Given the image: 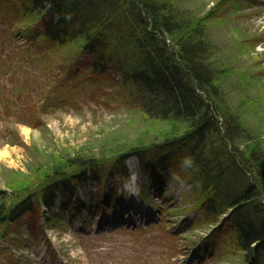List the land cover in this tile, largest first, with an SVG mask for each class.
I'll use <instances>...</instances> for the list:
<instances>
[{"label": "rangeland", "instance_id": "374dc122", "mask_svg": "<svg viewBox=\"0 0 264 264\" xmlns=\"http://www.w3.org/2000/svg\"><path fill=\"white\" fill-rule=\"evenodd\" d=\"M28 1L0 0V191L10 201L38 196L53 177L50 168L76 156L93 155L108 167L122 153L129 175L96 174L99 182H80L81 169L65 171L63 179L72 183L57 191L52 211L36 205L34 212L0 224V264H244L230 222L214 230L211 216L200 208L210 189L203 194L189 162L178 173L168 167L186 157V143L144 145L148 160L168 157L150 175L143 174L133 149L122 148L183 131L152 120L125 84L134 34L118 24L116 42L106 48L105 59L112 63L96 74L89 66L92 55L44 35L40 17L24 11ZM168 1L186 18L205 21L223 95L217 102L247 131L233 142L247 156L254 143L264 141V0ZM257 188L264 202V186L257 182ZM105 196L116 200L109 210L138 209L154 222L131 228L109 216L110 226L99 224ZM79 204L84 211L73 218ZM63 205L70 206L65 214ZM46 216L50 229L43 228Z\"/></svg>", "mask_w": 264, "mask_h": 264}, {"label": "trees", "instance_id": "16d2710c", "mask_svg": "<svg viewBox=\"0 0 264 264\" xmlns=\"http://www.w3.org/2000/svg\"><path fill=\"white\" fill-rule=\"evenodd\" d=\"M24 11L40 17L49 40L63 45L75 43L74 50L79 47V53L92 55L89 66L96 74L107 72L112 63L105 59L106 48L116 42L118 24L134 34V62L123 69L125 84H130L136 104L152 120L171 122L172 127L183 131L174 136L154 134L147 143L141 140L136 146L122 148L134 150L143 174L148 175L156 164L163 169L168 157L148 160L149 150L144 145L150 143L151 149L170 140L186 143V157L180 163L169 162L168 167L178 173L180 165L189 162V170L204 188L203 194L210 189L202 196L200 208L211 216L214 230L230 222L236 232V245L244 254V264H264V202L257 188V182L264 186V141H260L262 146L254 143L247 156L240 155L233 145L246 130L239 119L227 117L217 102H222L223 95L216 83L205 21L177 13L168 0H29ZM120 36V41L125 40ZM73 168L82 170L80 180H100L96 174L119 175L123 179L129 175L122 153L108 167L100 166L93 155L67 158L50 168L53 177L42 184L38 196L10 201L0 191V224L34 212L36 205L52 211L55 193L69 185L63 179L69 173L64 172ZM150 180L160 185V179ZM51 220L43 218L48 226Z\"/></svg>", "mask_w": 264, "mask_h": 264}, {"label": "bare ground", "instance_id": "6f19581e", "mask_svg": "<svg viewBox=\"0 0 264 264\" xmlns=\"http://www.w3.org/2000/svg\"><path fill=\"white\" fill-rule=\"evenodd\" d=\"M6 154V153H5Z\"/></svg>", "mask_w": 264, "mask_h": 264}]
</instances>
